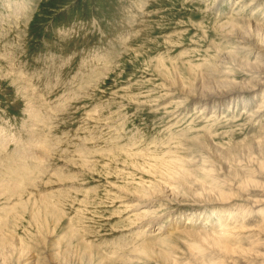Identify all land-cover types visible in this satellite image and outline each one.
<instances>
[{"label": "rangeland", "instance_id": "374dc122", "mask_svg": "<svg viewBox=\"0 0 264 264\" xmlns=\"http://www.w3.org/2000/svg\"><path fill=\"white\" fill-rule=\"evenodd\" d=\"M0 264H264V0H0Z\"/></svg>", "mask_w": 264, "mask_h": 264}, {"label": "bare ground", "instance_id": "6f19581e", "mask_svg": "<svg viewBox=\"0 0 264 264\" xmlns=\"http://www.w3.org/2000/svg\"><path fill=\"white\" fill-rule=\"evenodd\" d=\"M210 97V96H209ZM251 184V183H250ZM201 202V201H200ZM148 212V211H147ZM224 229V228H223ZM199 236V235H198ZM203 236V235H202ZM206 236V235H205ZM146 248V247H145ZM225 250V249H224ZM143 253V252H142ZM139 255V254H138Z\"/></svg>", "mask_w": 264, "mask_h": 264}]
</instances>
